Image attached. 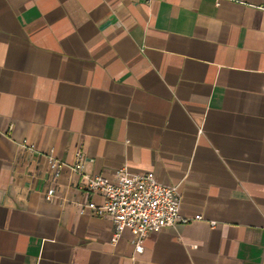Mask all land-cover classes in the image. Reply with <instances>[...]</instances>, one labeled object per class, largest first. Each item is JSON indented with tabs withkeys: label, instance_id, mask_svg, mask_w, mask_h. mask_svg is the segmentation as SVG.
<instances>
[{
	"label": "crops",
	"instance_id": "obj_1",
	"mask_svg": "<svg viewBox=\"0 0 264 264\" xmlns=\"http://www.w3.org/2000/svg\"><path fill=\"white\" fill-rule=\"evenodd\" d=\"M77 151L178 186L188 222L112 243L49 171ZM0 264H264V0H0Z\"/></svg>",
	"mask_w": 264,
	"mask_h": 264
},
{
	"label": "built area",
	"instance_id": "obj_2",
	"mask_svg": "<svg viewBox=\"0 0 264 264\" xmlns=\"http://www.w3.org/2000/svg\"><path fill=\"white\" fill-rule=\"evenodd\" d=\"M21 147L35 151L34 145L27 140L21 142ZM48 162L54 178L67 168L83 177V189L86 192L97 193L102 197L101 204L89 202L87 207L93 214L111 221L114 227L112 243L127 229L133 236L131 243L135 251L141 252L143 239L147 235L188 222L180 214L178 186L160 183L152 172L132 173L123 168L116 171L114 179L103 175H87L83 173L84 157L80 151L75 153L72 164L60 162L52 155L48 156ZM52 195L53 190H49L45 198L50 200ZM194 220H201V216L196 215ZM210 225L213 227L215 223L211 222Z\"/></svg>",
	"mask_w": 264,
	"mask_h": 264
}]
</instances>
